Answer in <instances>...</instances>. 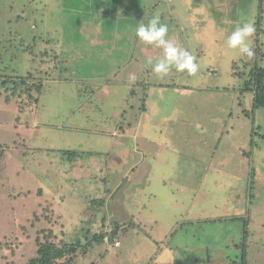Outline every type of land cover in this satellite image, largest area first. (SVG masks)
Here are the masks:
<instances>
[{
	"label": "rangeland",
	"instance_id": "1",
	"mask_svg": "<svg viewBox=\"0 0 264 264\" xmlns=\"http://www.w3.org/2000/svg\"><path fill=\"white\" fill-rule=\"evenodd\" d=\"M259 4L0 0V83L15 72L46 70L34 59L45 50L67 68L45 83L38 104L7 91L9 84L0 88V264H28L38 256V232L49 230L54 243L87 247L75 264H156L155 254L157 264H239L243 243L246 264H264V140L255 134L264 133V109L244 115L252 93L243 79L254 60L245 67L248 58L226 45L238 24L251 22L253 52L264 51ZM157 14L167 38L196 56L195 76L173 68L160 77L146 63L162 50L140 41L135 28ZM28 44L32 53L23 50ZM151 48L154 56L144 60ZM134 72L136 81L166 85L145 92L143 115V89L117 84ZM115 115L124 118L120 130L116 123L120 134L98 133L115 125ZM113 151L127 155L125 166ZM91 154L100 158L90 163ZM77 167L85 174H73ZM130 189L138 192L134 218L123 196ZM102 196L96 211L92 200ZM138 214L146 225L128 224ZM116 221L127 225L115 237L119 246L94 240Z\"/></svg>",
	"mask_w": 264,
	"mask_h": 264
},
{
	"label": "trees",
	"instance_id": "2",
	"mask_svg": "<svg viewBox=\"0 0 264 264\" xmlns=\"http://www.w3.org/2000/svg\"><path fill=\"white\" fill-rule=\"evenodd\" d=\"M115 2V0H113ZM259 10L260 12H264V3L263 0H260L259 4ZM100 8V7H99ZM100 11H104V9L101 7L99 9ZM257 40V39H256ZM259 45V44H258ZM34 49V45L28 44L25 45V48L23 49L25 52L29 51L32 53ZM254 57L252 56L251 58H248L246 61L243 60L246 64L250 59L254 60L253 65L250 67L251 69L249 70V73L245 75L244 77V91H250L252 93V108L251 110H245L244 115L250 117L253 112H255L256 109L258 108H263L264 109V51L260 46H255L254 49ZM33 54H35L33 52ZM60 56V55H59ZM258 57V59H257ZM256 58V59H255ZM35 62L38 61L40 63V66L42 64L47 65L46 70H41L39 69L40 67L37 68V70L34 72L33 70L28 71L26 74L20 73V72H15L14 74L7 75L8 78L2 81L0 83V88L3 87V85H6L5 89L9 91L11 89L12 93L20 95V96H25L29 100V102H33L38 104L39 100L43 94V89L45 86V83L48 81L53 80V77L58 74H64L67 71L66 68V61H62L59 59L57 52L53 50L52 52H49L48 50L41 51V53H38L35 55ZM261 61L262 63H258ZM37 63V64H38ZM249 64L245 65V67H248ZM233 67V66H232ZM36 68V67H35ZM55 70V73L53 71ZM37 71L39 73H37ZM241 75V74H240ZM55 78V77H54ZM136 86H143L145 85L144 82L136 81ZM132 93H135V91H131ZM144 103V100L142 104ZM34 106V105H33ZM143 106V105H142ZM35 109L37 107H34ZM25 109L21 107V111H24ZM260 136L261 140H264V133H255ZM253 134L251 135V137ZM254 140H251L252 146L254 145ZM68 156L73 155V157L76 156L75 152H67ZM244 155H251L250 151H243ZM247 157V156H246ZM135 200V199H134ZM105 204V198H95L92 200V204L95 205L94 210L97 211L98 207H101L102 205ZM50 210V209H48ZM34 217L36 218L38 215L37 213H33ZM134 218L135 214H131ZM242 219V218H241ZM244 220V219H242ZM94 221V220H89ZM122 222H114L111 225L110 230L108 231H102L99 233L95 232L96 239L95 241H102V239L106 236L109 235L108 239H113V244L115 242V237L117 233L120 231H125L127 229V225L121 224ZM139 223V222H138ZM137 222L134 223L132 220L128 221V224H134L135 226H138L141 224H138ZM244 239L246 235V228H247V221L244 220ZM39 231L37 234L36 238V245L38 249V256L31 258L28 261V264H75V255L78 254V251H82L81 253H84L87 249L83 248L79 242H65L62 240L60 243H54L52 237L55 234L49 230L50 234H46V232ZM47 232V233H48ZM44 238V241L42 238ZM51 236V238H50ZM40 239V240H38ZM43 241V242H42ZM118 241V240H117ZM119 242V241H118ZM114 246H116L114 244ZM242 259L239 261V264H246V243L242 244Z\"/></svg>",
	"mask_w": 264,
	"mask_h": 264
},
{
	"label": "clouds",
	"instance_id": "3",
	"mask_svg": "<svg viewBox=\"0 0 264 264\" xmlns=\"http://www.w3.org/2000/svg\"><path fill=\"white\" fill-rule=\"evenodd\" d=\"M168 31V25L161 23L158 14L153 16L146 24L141 22L135 28V36L140 41L145 44L155 45L162 50V55L155 60V63H153L152 58H149L146 63L152 65V71L160 77L168 75L173 68L177 72H186L190 76H195L200 70V64L197 62L196 56L167 38ZM254 33L255 27L253 23L238 24L227 36L226 45L229 49L237 50L240 56L251 58L254 52L249 38ZM135 79L134 75H130L132 82H135ZM105 237L108 240L109 235Z\"/></svg>",
	"mask_w": 264,
	"mask_h": 264
},
{
	"label": "crops",
	"instance_id": "4",
	"mask_svg": "<svg viewBox=\"0 0 264 264\" xmlns=\"http://www.w3.org/2000/svg\"><path fill=\"white\" fill-rule=\"evenodd\" d=\"M154 52H155V49L154 48H151L150 49V51H146L145 50V53H144V60H146V58L148 57H150V56H154ZM143 61V60H142ZM139 70H141V68L139 69ZM147 71V70H146ZM131 75H134L135 77H136V79H135V82H132L131 80H130V76H125L123 79H121V81L120 82H117V84H118V86L120 87V88H128L127 87V85L128 86H130V89H131V91L133 90V91H135V93L137 94L138 92H137V90H136V87H138V86H135V84H136V80H138L137 78L139 77L138 76V74L137 73H133V74H131ZM140 82H144V84L145 85H143V86H139L141 89H143V91H141L142 92V96L143 97H141L142 98V100H141V103L143 102V100L145 101V99H146V97H145V92L148 90V91H151V92H153V90L156 88V86L157 85H159L161 88H165L166 87V85H161V84H158V83H148V82H146V79H144V78H140V80H139ZM117 84H112L113 86H117ZM111 86V84L108 86V87H110ZM150 86H153V88H149ZM164 86V87H163ZM131 91H130V93H131ZM144 94V95H143ZM140 109H142V115H143V113L144 112H146L148 109L146 108V106H145V103H144V106H142V104H140ZM141 115V116H142ZM114 118H116L117 120L114 122L115 123V125H113L112 127H110L108 130H106V129H104V130H102L101 128H99V129H101V130H98L99 132L98 133H100V134H102V135H104V134H108V133H110L111 134V136H113V134H120L119 133V131L117 130V127H116V123L117 122H119V130H120V126H121V121H122V119H124V118H121L119 115H115V116H113ZM124 122V121H123ZM132 124H134L133 122H132ZM131 124V125H132ZM130 125V126H131ZM137 125H138V123H137ZM98 129V128H97ZM94 127H93V125H92V127H90V133H95L94 132ZM106 130V131H105ZM121 133H127L126 131H123V132H121ZM75 135V133H73L72 134V136H74ZM135 134H133L132 136H134ZM76 136V135H75ZM130 136V135H129ZM122 141V140H121ZM122 142H126V141H122ZM75 143H77V142H75ZM116 143H118V142H116ZM115 143V144H116ZM128 146H129V143H128ZM134 146V145H133ZM132 146V147H133ZM125 148V147H124ZM106 149H108V148H106ZM109 150V149H108ZM109 153V156L111 155V154H113V155H117V157L120 159V161H119V163H117V164H120V166H122L121 165V163L123 164L124 163V165L123 166H125L126 164L125 163H127V155H122V156H120V155H118V154H116L114 151L113 152H108ZM85 155H87V153H85ZM79 157V156H78ZM81 157V156H80ZM95 157L96 158H100L99 156H97V155H92L91 154V156L89 157V159L88 160H90V163L91 162H93L94 161V159H95ZM111 160H113V158L111 159ZM80 161V159H77V164L78 163H80L79 162ZM114 160H113V164H114ZM79 165V164H78ZM81 165V164H80ZM103 165H104V167H105V169L106 168H109L108 167V164L106 163V162H103ZM110 168L112 169V168H114V165H112V166H110ZM121 168V167H120ZM134 168V170H133V172H135V169H136V167H132L131 168V170ZM83 169H81V168H79V167H77V171H75V169H73V174H77V177H79V175H81V174H85V172L84 171H82ZM84 170H86V169H84ZM110 172V174H111V171H109ZM127 173H129V172H127ZM127 179V178H126ZM75 180H78L77 178L75 179ZM108 183V182H107ZM111 190L112 189H110V188H108L107 186H105V188H104V194H106V196L107 195H109L110 193H111ZM137 194H138V192L136 191V190H132V189H130L129 191H126L125 192V194L123 195L124 197H127V199H128V209L130 210V212H131V214H135L136 213V209H138L139 208V206H137L136 205V203H135V201L137 200ZM102 197H104V196H102ZM107 198V197H106ZM135 199V200H134ZM140 209V208H139ZM52 210H54L53 208H52ZM114 214H116L115 212H113ZM56 216H57V214H55ZM117 215V214H116ZM58 216H60L59 214H58ZM137 220L142 224V225H146V223H145V221H144V219H143V217H141V215L140 214H138V217H137ZM117 246H119V245H117ZM161 250H160V253H163V250H164V247H162V248H160ZM156 256V257H155ZM159 255H154V259L156 260V258L158 257ZM152 258V257H151ZM150 258V259H151ZM153 261V262H155L156 264L158 263V262H156V261Z\"/></svg>",
	"mask_w": 264,
	"mask_h": 264
},
{
	"label": "built area",
	"instance_id": "5",
	"mask_svg": "<svg viewBox=\"0 0 264 264\" xmlns=\"http://www.w3.org/2000/svg\"><path fill=\"white\" fill-rule=\"evenodd\" d=\"M114 244H115V245H118V241L115 240Z\"/></svg>",
	"mask_w": 264,
	"mask_h": 264
}]
</instances>
